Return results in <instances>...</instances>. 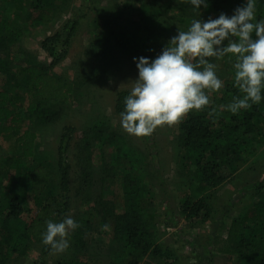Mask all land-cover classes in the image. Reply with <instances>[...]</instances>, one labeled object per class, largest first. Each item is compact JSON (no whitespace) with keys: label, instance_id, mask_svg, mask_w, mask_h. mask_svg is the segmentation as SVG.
<instances>
[{"label":"trees","instance_id":"trees-1","mask_svg":"<svg viewBox=\"0 0 264 264\" xmlns=\"http://www.w3.org/2000/svg\"><path fill=\"white\" fill-rule=\"evenodd\" d=\"M67 1L0 0V73L3 75L0 79V145L7 146L5 156L0 159V264H12L13 259L29 251L31 244L41 242L45 221L62 219L70 206L67 148L74 128L66 126L60 134L56 171L43 160L35 159V128L57 121L63 105L73 101L75 84L65 71L56 74L51 69L66 58L81 16L78 14L92 0H80L78 13L39 41V47L49 57L48 65L40 63L29 52H23V48L24 58L19 66L12 67L10 59L18 40L31 30L40 33L44 27L52 25L65 11ZM183 1L173 9L176 5L169 0L149 13L145 12L148 10L146 2L133 3L132 9L141 16L143 24L133 22L135 28L131 29L126 23L116 25L113 15L102 24L95 19L94 24L100 32L95 37L96 48L103 57L112 56L116 46L119 50L154 58L160 53L163 47L160 41L164 42L165 37L154 30L147 20L148 15L154 12L155 21L165 13L180 12L185 9ZM242 3L243 0H208V7H202V11L215 17L221 12L231 15ZM256 8L257 18H264V0H257ZM218 61L231 67L226 58ZM129 91L121 89L115 93L113 110L118 116ZM207 94L212 103L216 100L218 108L239 92L233 87L232 76L224 81L221 90ZM209 109L210 106L190 111L179 121L173 137L180 155L177 175L186 184L179 199V210L183 220L195 226L212 218V194L237 171V163L246 162L264 144V101L236 115L221 112L216 119L209 115ZM106 126L104 122L92 127L96 140L108 142V147L114 148V158L121 157L125 161L121 168L117 161L118 167L114 168L121 175L123 207L118 212L110 209L106 212L112 222L113 235L128 256L126 264H140L145 258L171 257V251L161 249L156 242V216L148 208L151 202L149 182L154 176L158 156L154 138L152 134L142 136L144 151L134 152V147L127 145L118 133L106 132ZM104 131L106 137L102 140ZM257 182L255 184H259ZM91 185L90 172L81 169L79 188L88 192ZM260 189L257 187V191ZM77 221L80 227L73 232L72 238L77 248H84L83 237L94 225L85 218ZM206 248L208 253L236 258V264H264V193L230 220L224 235H209ZM48 253L49 248L43 245L40 255Z\"/></svg>","mask_w":264,"mask_h":264},{"label":"rangeland","instance_id":"rangeland-1","mask_svg":"<svg viewBox=\"0 0 264 264\" xmlns=\"http://www.w3.org/2000/svg\"><path fill=\"white\" fill-rule=\"evenodd\" d=\"M79 1L68 0L65 11L61 12L60 17L56 18L52 25L44 27L40 33L31 30L27 36L20 38L11 50L12 67L20 65L24 51L32 54L40 63L48 65L49 57L39 47V41L78 13ZM168 1L92 0L90 5L86 4V9L81 8L82 11L78 14L81 16L71 39L68 54L51 69L56 74L66 72V76L75 84L74 98L71 103L63 105L61 117L57 121L36 126L35 159L43 160L56 171L60 134L66 126L74 128L73 138L67 148V161L70 166L68 194L70 206L62 219L65 216H71L76 221L85 218L94 226L89 230L91 232L83 237L84 248L75 246L73 231L69 234L70 246L65 252L50 251L47 255H40L44 244L33 243L29 251L13 259L12 264L127 263L128 256L123 252L121 243L114 237L112 222L106 212L109 209L118 212L123 207L124 193L119 179L121 175L114 168L118 167L117 161L120 163L119 168L125 161L121 157L118 160L117 157L114 158L112 153L114 148L108 147V142L96 140L95 129L93 130L92 126L105 122L106 132L118 133L127 145L134 147V152L144 151L142 136L126 132L120 124V117L113 110L115 93L121 89L130 90L132 81L137 77L133 57L142 55L119 50L114 46L112 56L103 57L95 45V37L100 32L97 31L94 20H99L102 24L109 15H113L116 18V25L126 23L129 29L135 28L133 22L135 25L137 23L141 25L143 21L132 9L133 3L137 5L146 2L148 10L145 12L149 13L156 11V7L161 8V5ZM173 2L176 5L173 9H176L180 0H170V4ZM183 3L185 9L182 11L165 13L163 14L165 17L160 16V19L155 21L154 12L148 15L147 20H150L154 30L165 37L164 42L160 41L162 46H165V42H169L177 31L186 30L192 19L215 18L213 15L203 13L202 7L199 10V17L198 11L184 1ZM208 59L217 64V75L223 81L232 79L231 67H225L222 61L215 58ZM2 77L1 72L0 79ZM209 106L217 108L216 100ZM178 123L158 126L152 133L158 156L154 176L149 182L151 202L148 208L156 216L154 230L156 242L161 249H169L171 257L145 258L140 264H236V258L231 256L208 253L206 243L209 235L214 233L224 235L230 220L237 217L245 207L258 200L264 193V144L246 162L237 163V171L212 194V218L204 224L195 226L185 222L179 210V199L186 184L185 180L177 175L180 155L173 137L176 135ZM106 132L102 133V140L105 139ZM6 149L7 146L0 145V159L5 156ZM81 169L90 172L92 185L88 192H83L78 186ZM256 181H259L257 182L259 184H255ZM257 187L261 189L257 191ZM62 219L53 221L58 222Z\"/></svg>","mask_w":264,"mask_h":264},{"label":"clouds","instance_id":"clouds-1","mask_svg":"<svg viewBox=\"0 0 264 264\" xmlns=\"http://www.w3.org/2000/svg\"><path fill=\"white\" fill-rule=\"evenodd\" d=\"M194 10L208 7V0H184ZM257 0H243L231 15L192 19L186 30L177 31L155 58L133 57L137 77L123 100L120 124L129 134L150 136L158 126L174 125L190 111L207 108V92H217L224 81L217 75L215 60L227 59L233 87L239 94L226 104L210 108L216 119L221 112L236 115L264 101V18H257ZM80 227L65 216L45 221L41 242L53 253L69 246V234Z\"/></svg>","mask_w":264,"mask_h":264}]
</instances>
